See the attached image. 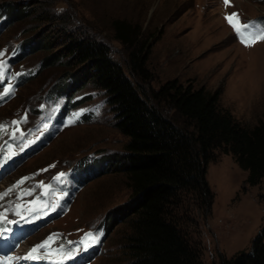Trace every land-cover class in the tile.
<instances>
[{"label": "rangeland", "instance_id": "374dc122", "mask_svg": "<svg viewBox=\"0 0 264 264\" xmlns=\"http://www.w3.org/2000/svg\"><path fill=\"white\" fill-rule=\"evenodd\" d=\"M10 1L0 0V5ZM15 1L18 6L26 5L28 12L15 23L4 22L0 30V51L6 56L20 45L22 53L13 62V71L39 68V74L25 80L14 97L0 106V125H4L0 129V142L8 136L13 120L19 121L27 114L24 128L39 120L35 106L42 101L46 90L55 88L60 76L61 67L57 65L42 68L44 52L24 47L25 40L52 26L49 33H55L57 19L46 23L40 19L43 12L54 16L70 14L73 27L79 26L89 37L109 46L113 60L121 64L134 83L126 64L127 51L114 39L112 22L125 19L138 23L144 32L143 38L151 40L147 66L153 75V88L178 78L185 84L217 93L221 107L242 125L252 127L264 122V40L246 46L225 19L237 13L238 23L258 21L264 30V0H229L228 5L224 0ZM0 12L7 18L3 10ZM80 95L90 97L77 110L94 106L96 115L64 128L57 124L56 132L49 139L13 171L3 175L0 193L11 191L0 197V212L31 181L43 182L66 168L68 182L77 191L61 214L29 239L20 241L15 254L29 253L38 242L57 234L48 249L63 245V251L53 250L43 255H66L75 250L69 241H75L83 232H94L101 220H109L111 225L106 223L100 250L83 264H129L128 226L118 209L128 203L129 190L120 174L102 173L106 162L100 165L98 161L121 153L124 138L113 126L114 115L105 104L103 90L86 84L70 94ZM214 154L205 174L213 195L210 211L204 213L193 207L175 211L180 228L199 252L200 264H221L224 259L250 252L264 226V177L259 184L251 186L246 182L248 172L239 167L231 154L219 149ZM67 163L70 164L67 166ZM25 177L24 183L17 185Z\"/></svg>", "mask_w": 264, "mask_h": 264}, {"label": "trees", "instance_id": "16d2710c", "mask_svg": "<svg viewBox=\"0 0 264 264\" xmlns=\"http://www.w3.org/2000/svg\"><path fill=\"white\" fill-rule=\"evenodd\" d=\"M11 1L0 5L9 24L28 12L26 5ZM42 16L46 23L57 19L55 33H49L52 26L25 40L24 47L44 52L43 69L61 67L51 91L69 95L86 84L103 90L113 126L124 138L121 153L98 161L106 162L102 173L120 174L129 190L128 203L118 208L128 226L129 264H200L199 252L180 228L175 211H210L213 195L205 174L216 149L231 154L248 172L249 185L259 184L264 177V122L242 125L221 107L217 93L178 78L153 88L147 66L151 40L143 38L138 23L112 22L114 39L127 51L134 83L113 60L109 46L73 27L70 14ZM221 264H264V226L250 252Z\"/></svg>", "mask_w": 264, "mask_h": 264}, {"label": "snow or ice", "instance_id": "6c2138e0", "mask_svg": "<svg viewBox=\"0 0 264 264\" xmlns=\"http://www.w3.org/2000/svg\"><path fill=\"white\" fill-rule=\"evenodd\" d=\"M224 4L228 5L229 0H224ZM237 17H238L237 13H231V14L227 15L225 17V19L227 20L229 25L233 27L236 34L238 35V38L240 39V41L242 43H244L246 46H250L255 41L264 40V30L259 31L258 34L253 33L250 31V29L253 28L254 25H252V24H240L236 20ZM5 54L6 53L4 51H0V57H3ZM4 67H5V61L3 59H0V81H2L4 78ZM10 91H11V85H9V87L4 88L3 95H5V96L8 95ZM81 111H83V110H81ZM80 114H81V112H77L74 115L78 118L80 116ZM26 118H27V114L25 115V117L23 119H26ZM74 122H75L74 120H71V119L69 120V123H74ZM12 123L14 125L19 124L20 121H13ZM3 128H4V125H0V129H3ZM27 146H28L27 144L24 145V147H27ZM21 150H23V148ZM13 155H15V153H13ZM7 159H11V157H8ZM41 171L42 172L47 171V169H42ZM63 176H65V173L61 172L56 177H54V179L59 181ZM26 179L27 178L25 177V178H22L20 181H17V185L23 184ZM40 186H44L43 182L40 183ZM46 187H51V185H47ZM8 191H11V189H9ZM8 191H6L5 193H0V197L7 196ZM31 194H32L31 191L26 193V195H29V196ZM30 203L36 204L37 201L32 200V201H30ZM16 207L20 208V205H16ZM53 210H55V209H53ZM5 211H7V209H5ZM28 211L34 213L36 211V209L30 208ZM16 215H20V213L17 211ZM0 222H5L6 224L10 225L13 223H17L18 221L8 220L3 213H0ZM11 231H12L11 228L0 226V239L7 237L8 233H10ZM56 235L57 234L49 235V237L47 239H45L41 244L35 245L30 250V252L27 255H25L24 257H15L14 258V257L7 256V255H5L4 257H0V264H11V261L13 259L33 260V261L39 260L40 257L33 255V254L36 253L38 251V249L48 248L49 244L53 241V237ZM99 241H100V237L98 235L94 234L93 232H87L83 235V237H81L80 240L69 241L68 243H69V245H76L77 247L83 246L84 251H87L90 248L94 247L96 244H98ZM63 249H64V246L61 245L60 248L56 249V251L61 252V251H63ZM65 258L66 259L73 258L72 251L67 252Z\"/></svg>", "mask_w": 264, "mask_h": 264}, {"label": "bare ground", "instance_id": "6f19581e", "mask_svg": "<svg viewBox=\"0 0 264 264\" xmlns=\"http://www.w3.org/2000/svg\"><path fill=\"white\" fill-rule=\"evenodd\" d=\"M105 235H106V234H105ZM50 244H51V243H50ZM31 249H32V248H31ZM31 249H30V250H31Z\"/></svg>", "mask_w": 264, "mask_h": 264}]
</instances>
